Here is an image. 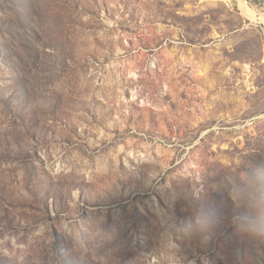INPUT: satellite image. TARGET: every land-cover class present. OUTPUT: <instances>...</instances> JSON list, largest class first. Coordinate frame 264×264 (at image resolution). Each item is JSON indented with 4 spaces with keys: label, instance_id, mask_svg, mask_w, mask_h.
<instances>
[{
    "label": "rangeland",
    "instance_id": "obj_1",
    "mask_svg": "<svg viewBox=\"0 0 264 264\" xmlns=\"http://www.w3.org/2000/svg\"><path fill=\"white\" fill-rule=\"evenodd\" d=\"M261 159L264 0H0V264H264L226 195Z\"/></svg>",
    "mask_w": 264,
    "mask_h": 264
},
{
    "label": "clouds",
    "instance_id": "obj_2",
    "mask_svg": "<svg viewBox=\"0 0 264 264\" xmlns=\"http://www.w3.org/2000/svg\"><path fill=\"white\" fill-rule=\"evenodd\" d=\"M230 173L226 195L235 211L228 222L241 239L264 243V159L243 166L238 163L230 167ZM219 186L214 184L212 187L215 190ZM194 189L190 218L179 222L169 218L163 236L178 253L176 240L198 239L206 244L223 224L220 211L207 202V190L202 185Z\"/></svg>",
    "mask_w": 264,
    "mask_h": 264
}]
</instances>
